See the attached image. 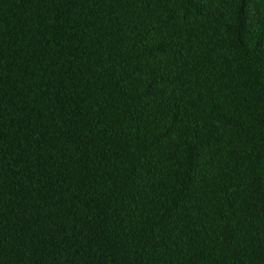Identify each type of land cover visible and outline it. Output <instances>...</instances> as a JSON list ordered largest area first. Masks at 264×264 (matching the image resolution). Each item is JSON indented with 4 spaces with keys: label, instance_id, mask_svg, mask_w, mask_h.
<instances>
[{
    "label": "trees",
    "instance_id": "1",
    "mask_svg": "<svg viewBox=\"0 0 264 264\" xmlns=\"http://www.w3.org/2000/svg\"><path fill=\"white\" fill-rule=\"evenodd\" d=\"M0 264H264V0H0Z\"/></svg>",
    "mask_w": 264,
    "mask_h": 264
}]
</instances>
